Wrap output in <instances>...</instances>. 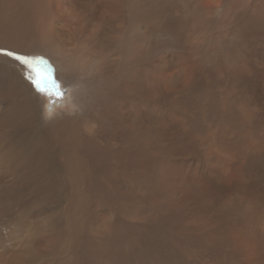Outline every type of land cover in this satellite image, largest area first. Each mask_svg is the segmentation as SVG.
I'll list each match as a JSON object with an SVG mask.
<instances>
[{
    "label": "rangeland",
    "instance_id": "374dc122",
    "mask_svg": "<svg viewBox=\"0 0 264 264\" xmlns=\"http://www.w3.org/2000/svg\"><path fill=\"white\" fill-rule=\"evenodd\" d=\"M152 1L158 13L168 16L163 28L168 30L175 15L180 18L174 35L162 28L151 30V37L148 32L153 52L147 59V84L161 81L155 94L150 86L147 88L148 125L144 133L149 149L142 154L139 166H135V159L130 160V169L139 168L138 173L114 174L119 164L110 160L105 169H95L90 174L88 185L95 192L99 190V175L112 168L113 174L108 175L106 182L108 188L100 193L103 203L110 204L114 194L117 204H154L159 200L169 206L172 216L159 223L145 222L135 248L127 250V255L119 254L121 257L111 264H168L171 256L176 264H264V22L257 34L249 33L247 37L243 33L242 28L250 24L244 16L252 0H243L245 10L240 11L230 5L223 8L227 0H198L199 6L195 0ZM202 8L222 11L206 15ZM190 36L192 41L187 40ZM0 49L22 55L3 45ZM0 57L11 62L5 63L8 72H30L4 52H0ZM157 63L159 71L153 68ZM24 73H19L20 77L25 78ZM56 76L64 95L61 98L41 94V118L45 124L65 118L91 119L102 112L104 98L93 96L94 86L71 75ZM78 96L85 99L78 102ZM21 101L0 100V112L19 109ZM154 120L162 122L160 140L154 139ZM20 137L19 132L12 136L7 132V136L1 135V141L16 144L21 142ZM25 140L32 143L35 155L49 150L33 138ZM259 146L262 151L257 155L254 150ZM121 155L117 153L116 158L120 160ZM29 159L32 162L26 174L32 172L34 165V160ZM50 159L62 165L59 155ZM15 173L5 174L0 180V192L20 182L24 174ZM43 182L44 188L38 194L6 201L9 210L0 217L1 252L20 254L27 245L38 241L40 233L48 237L59 233L60 242L46 251L50 257L68 255L69 264H95L100 253L90 251L85 234L79 236L69 253L63 239L67 226L65 209L75 203L78 194L73 190L71 174H55L49 182H28V189L40 187ZM54 184L56 193L44 200ZM137 222L140 220L135 217L130 219L132 224ZM41 255L37 254V259L45 257Z\"/></svg>",
    "mask_w": 264,
    "mask_h": 264
},
{
    "label": "bare ground",
    "instance_id": "6f19581e",
    "mask_svg": "<svg viewBox=\"0 0 264 264\" xmlns=\"http://www.w3.org/2000/svg\"><path fill=\"white\" fill-rule=\"evenodd\" d=\"M148 1L149 5L147 0H0L1 46L25 56L42 55L53 66L56 75L62 73L77 80H86L87 84L94 86L91 92L93 96L97 99L102 97L105 102L102 112L91 119L67 117L68 119L58 123L45 124V119L41 118V94L26 79L30 72H17L13 69L8 72L5 63L10 61L0 57V100H22L19 109L5 107L6 110L0 112V180L5 174H24L13 188L0 192V217L9 210L5 206L8 199H23L22 196L36 195L44 188L43 182L40 187L28 189L31 185L28 182H49L55 174H71L73 190L78 194L75 203L65 209L67 226L63 239L67 241L66 252L69 253L79 236L85 234L87 238L84 239L88 242L90 251L100 253V259L95 264H111L120 255H127V250L134 249L135 242L142 236L145 222L159 223L172 216L169 206L162 205L159 200L154 204H117L113 201L114 194L110 204L103 203V194L100 193L108 188L106 182L108 175L113 174L110 171L112 168L108 167L99 175V190L95 192L88 185L90 174H94L95 169H105L110 160L119 164L114 174L138 173L139 168L130 169L133 165L130 160L135 159V166H139L142 154L149 149L144 133L148 125L147 88L150 86L151 93H154L161 81L157 80L156 85L154 81L147 84V59L151 51L148 32H157L162 28L161 30L174 35L178 31L177 19L180 17H172L170 25L166 24L169 25L167 30L163 28V23L168 16L158 13L153 1ZM187 1L189 3L190 0ZM195 1L199 6L200 2L197 4ZM229 5L239 11L245 10L243 0H227L223 8ZM68 7L78 9L86 15L87 24L84 28L72 32L64 30L62 26ZM220 9L202 8L201 11L206 15H216L222 11ZM247 12L244 19L248 17L250 24L247 23V27L244 20L242 31L248 37L249 33L252 36L257 34L259 26L264 22V0H252ZM196 17L201 19L200 15ZM153 31L149 33L150 37ZM187 40L192 41L193 38L190 36ZM153 68L158 70L159 64H155ZM19 73L27 75L22 78ZM81 97L78 96V102L85 99ZM170 119L176 121L174 118ZM151 124L154 139L160 140L163 135L162 122L154 120ZM7 132L11 136L21 133V142H2L1 135L7 136ZM26 137L29 140L33 138L49 150L35 155L32 143H27ZM261 147L254 150L255 154L261 153ZM129 149L136 152L129 153ZM117 153L122 154L120 160L116 158ZM57 155L62 158V165L50 159ZM29 158L34 160V165L32 172L26 174L27 170L30 171L29 163L32 162ZM54 187L56 188V184L45 193L44 200L51 199L56 193ZM132 217L140 222L130 223ZM42 234L40 233L38 241H32L20 254H8L0 250V264H69L71 258L68 255L58 258L46 253L61 238L59 233L55 237ZM47 238L49 241L45 243ZM37 254L45 257L39 260ZM174 259L171 256L168 264H176Z\"/></svg>",
    "mask_w": 264,
    "mask_h": 264
},
{
    "label": "snow or ice",
    "instance_id": "6c2138e0",
    "mask_svg": "<svg viewBox=\"0 0 264 264\" xmlns=\"http://www.w3.org/2000/svg\"><path fill=\"white\" fill-rule=\"evenodd\" d=\"M0 52H4L5 55L14 58L30 69L26 79L31 82L37 92L42 95L63 97L64 93L55 70L44 57L18 55L4 49H0Z\"/></svg>",
    "mask_w": 264,
    "mask_h": 264
},
{
    "label": "clouds",
    "instance_id": "9594fccd",
    "mask_svg": "<svg viewBox=\"0 0 264 264\" xmlns=\"http://www.w3.org/2000/svg\"><path fill=\"white\" fill-rule=\"evenodd\" d=\"M86 24V15L83 14L80 10L73 9L71 7H68L66 9L64 24L62 26L64 27V30L66 32L77 31L84 28Z\"/></svg>",
    "mask_w": 264,
    "mask_h": 264
}]
</instances>
